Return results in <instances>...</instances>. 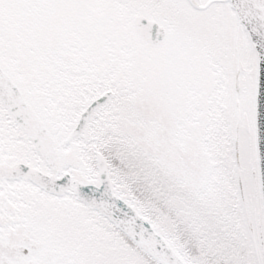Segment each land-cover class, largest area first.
Segmentation results:
<instances>
[{"label":"snow or ice","instance_id":"6c2138e0","mask_svg":"<svg viewBox=\"0 0 264 264\" xmlns=\"http://www.w3.org/2000/svg\"><path fill=\"white\" fill-rule=\"evenodd\" d=\"M0 264H264V0H0Z\"/></svg>","mask_w":264,"mask_h":264}]
</instances>
